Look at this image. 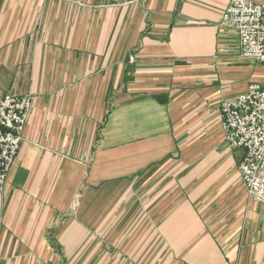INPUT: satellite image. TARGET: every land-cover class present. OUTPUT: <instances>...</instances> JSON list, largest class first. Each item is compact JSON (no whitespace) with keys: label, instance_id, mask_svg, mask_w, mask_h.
<instances>
[{"label":"crops","instance_id":"crops-1","mask_svg":"<svg viewBox=\"0 0 264 264\" xmlns=\"http://www.w3.org/2000/svg\"><path fill=\"white\" fill-rule=\"evenodd\" d=\"M228 1L0 0V96L32 97L0 264H264V205L220 129L264 64Z\"/></svg>","mask_w":264,"mask_h":264},{"label":"built area","instance_id":"built-area-1","mask_svg":"<svg viewBox=\"0 0 264 264\" xmlns=\"http://www.w3.org/2000/svg\"><path fill=\"white\" fill-rule=\"evenodd\" d=\"M135 0H107L125 6ZM222 21L236 31L242 59L264 64V5L255 0H229ZM29 94L0 96V192L17 155L31 108ZM220 129L227 145L243 150L238 171L248 198L264 205V86L251 83L245 92L220 103Z\"/></svg>","mask_w":264,"mask_h":264},{"label":"rangeland","instance_id":"rangeland-1","mask_svg":"<svg viewBox=\"0 0 264 264\" xmlns=\"http://www.w3.org/2000/svg\"><path fill=\"white\" fill-rule=\"evenodd\" d=\"M136 1V0H135ZM245 60V59H244ZM248 61H250V60H248ZM251 62H253V61H251Z\"/></svg>","mask_w":264,"mask_h":264}]
</instances>
